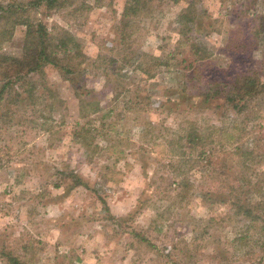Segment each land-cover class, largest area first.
I'll return each instance as SVG.
<instances>
[{"label": "rangeland", "instance_id": "1", "mask_svg": "<svg viewBox=\"0 0 264 264\" xmlns=\"http://www.w3.org/2000/svg\"><path fill=\"white\" fill-rule=\"evenodd\" d=\"M127 1L76 0L23 16L52 36L73 35L84 73L69 75L72 81L51 66L31 74L53 101L40 97L37 113L27 112L19 126L0 119V264H12L7 253L20 264H264V237L250 231L245 244L238 242L247 221L214 196L203 197L223 184L237 190L233 176L211 167L241 147L257 157L250 169L237 162L233 172L243 177L251 205L264 202V98L245 114L225 116L214 104L193 102L197 107L184 114L185 105L165 103L166 89L180 90L191 79L181 62L190 59L180 54L187 48L176 47L183 6L154 0L120 46L115 29ZM197 12L204 29L197 41L211 54L206 71L227 77L240 65L264 73V0H202ZM24 34L17 26L2 51L20 55ZM80 93L101 105L98 115L80 117L87 113ZM81 127L89 130L88 148L75 135ZM193 131L197 146L187 143ZM70 171L89 187L56 188Z\"/></svg>", "mask_w": 264, "mask_h": 264}, {"label": "trees", "instance_id": "2", "mask_svg": "<svg viewBox=\"0 0 264 264\" xmlns=\"http://www.w3.org/2000/svg\"><path fill=\"white\" fill-rule=\"evenodd\" d=\"M76 0H0V119L3 125L10 128L22 124V120L27 116V112L36 109V103L40 97L47 101H53L51 90L46 85L41 87L40 80L32 81L31 74L42 76L43 68L51 66L59 70L60 74L67 81H72L69 75L77 73L81 76L84 73L82 67L85 57L81 53V47L75 37L66 31L61 32V36L48 33L47 28L40 22H32L24 18V14L28 10H38L44 7L48 11H59L72 6ZM154 0H128L122 10L121 17L115 29V34L119 37V45H123L130 34L126 29L132 27V21L139 17L146 16L149 4ZM170 1L174 4H181L182 10L176 19L178 25V39L176 47L180 50L187 48V53L180 51L181 56H189V61L183 59L181 62L186 63V69L191 70V79L180 90L171 91L166 89L165 103H171L174 106L185 105L181 107V112H192L199 104L202 109L215 105L214 111L220 112L221 115L227 114L229 111L236 115L245 114L246 111L254 109L257 100L264 98V73L256 68L245 71L237 66L239 71L231 73L226 77L227 72L220 71L216 74L206 71L211 54L200 44L198 33L203 32L200 16L197 12V6L202 0H162ZM17 26L25 27L24 40L22 43L21 53L18 56L3 52L5 44L9 43L13 37L14 30ZM202 30V31H201ZM76 60L75 64L72 61ZM221 70L223 67H217ZM118 73V71H117ZM209 73V74H208ZM225 73V74H224ZM220 75H225L224 78ZM219 76V77H218ZM193 82V83H192ZM191 84V85H189ZM81 95V96H80ZM79 104L80 111L86 109L85 115L81 118L98 115L101 111V105L98 102L86 103L84 95L80 93ZM196 102V103H193ZM60 104H62L60 102ZM26 108L24 113H18L19 107ZM88 108V109H87ZM258 110V107H256ZM175 109L169 110L174 112ZM256 111V110H255ZM33 113V114H34ZM89 130L80 128L75 133L81 145L85 148L91 144L89 142ZM187 143L197 146V140H201L197 131L190 132L186 136ZM93 139V138H92ZM205 154L202 150L201 155ZM212 158V151L206 156ZM257 157L255 150L247 151L241 147L226 151L223 161L217 159L211 167V172L216 175L226 176L229 174L235 178L238 184L237 190L232 185L223 184L221 191L215 195L211 192L203 194V197L214 196L221 205L228 206L230 212L247 221L246 230L240 232L238 242L244 244L247 240V234L253 231L257 235L264 237V202L251 205L250 191L246 185L242 183L243 177L235 175L233 172L234 164H238L242 168L251 167V158ZM230 158V159H227ZM211 163V162H210ZM209 163V164H210ZM63 171L61 172V174ZM61 183L55 187H61L63 184L67 191L74 188H88V183L82 176L70 171L64 173ZM228 176L226 178H229ZM262 184V183H261ZM183 186V185H181ZM260 191L261 185L258 184ZM106 207V205H105ZM108 212V207H106ZM109 216V215H108ZM111 220L117 221L115 217L109 216ZM250 240V239H249ZM3 255V254H2ZM4 256L12 264H20L16 259H12L11 254Z\"/></svg>", "mask_w": 264, "mask_h": 264}]
</instances>
